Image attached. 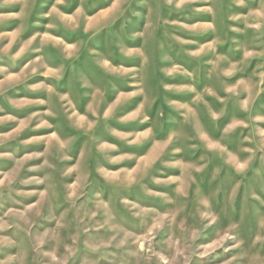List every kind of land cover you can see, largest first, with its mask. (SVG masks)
<instances>
[{
	"label": "rangeland",
	"instance_id": "374dc122",
	"mask_svg": "<svg viewBox=\"0 0 264 264\" xmlns=\"http://www.w3.org/2000/svg\"><path fill=\"white\" fill-rule=\"evenodd\" d=\"M0 264H264V0H0Z\"/></svg>",
	"mask_w": 264,
	"mask_h": 264
}]
</instances>
